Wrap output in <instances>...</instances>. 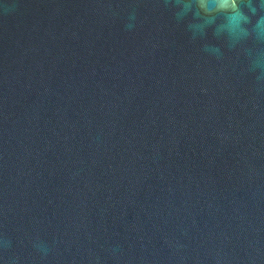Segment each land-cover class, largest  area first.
Listing matches in <instances>:
<instances>
[{
  "label": "water",
  "instance_id": "water-1",
  "mask_svg": "<svg viewBox=\"0 0 264 264\" xmlns=\"http://www.w3.org/2000/svg\"><path fill=\"white\" fill-rule=\"evenodd\" d=\"M186 25L0 0V264H264V84Z\"/></svg>",
  "mask_w": 264,
  "mask_h": 264
},
{
  "label": "clouds",
  "instance_id": "clouds-1",
  "mask_svg": "<svg viewBox=\"0 0 264 264\" xmlns=\"http://www.w3.org/2000/svg\"><path fill=\"white\" fill-rule=\"evenodd\" d=\"M174 9L178 21L187 20L191 39H207L209 34L228 49L239 48L247 57V71L264 84V0H165ZM135 20V14L129 17ZM131 29L133 24L129 23ZM203 49L220 58L221 47L204 43ZM10 240L0 238V251L10 247ZM47 253L46 248L34 245ZM10 264H16L12 260Z\"/></svg>",
  "mask_w": 264,
  "mask_h": 264
}]
</instances>
